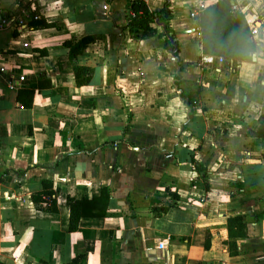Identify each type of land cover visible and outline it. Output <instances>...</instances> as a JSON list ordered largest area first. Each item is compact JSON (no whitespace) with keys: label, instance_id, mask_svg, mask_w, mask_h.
Segmentation results:
<instances>
[{"label":"crops","instance_id":"crops-1","mask_svg":"<svg viewBox=\"0 0 264 264\" xmlns=\"http://www.w3.org/2000/svg\"><path fill=\"white\" fill-rule=\"evenodd\" d=\"M167 1L172 52L124 28L132 0H0V264H264V3L233 0L259 32L227 66L201 51L197 0ZM85 36L76 86L63 42ZM43 180L55 204L32 202ZM103 188L69 232L67 198Z\"/></svg>","mask_w":264,"mask_h":264},{"label":"trees","instance_id":"trees-1","mask_svg":"<svg viewBox=\"0 0 264 264\" xmlns=\"http://www.w3.org/2000/svg\"><path fill=\"white\" fill-rule=\"evenodd\" d=\"M170 16L171 9L167 0L161 9L156 11H150L142 0H132L124 28L139 38L153 35L163 37V47L172 52L177 41L174 39V33L166 27ZM159 26L162 27V32L158 31ZM198 32L202 53L221 57L227 66H233L240 61H249L255 51V42L250 40L249 26L241 12L231 9L230 0L208 1L198 16ZM93 40L92 37L85 36L76 42L69 40L63 42V46L68 51V58L73 61L72 70L76 86L88 83L92 75V68L79 65L75 61ZM40 77L37 82L38 87L49 88L51 86L49 78L44 75ZM33 93L31 88L17 91L16 99L21 107L27 108L31 105ZM257 133L260 135L264 133V122ZM108 194V190L103 188L98 197L90 200L81 201L68 197L66 201L69 206L68 231L73 232L78 228L81 217L101 215L106 209ZM41 195H46L49 203L55 204L54 198H51L53 191L46 180H43V189L31 196L35 205L42 202ZM238 219L241 218H235L233 221ZM78 258L74 257L69 264H77Z\"/></svg>","mask_w":264,"mask_h":264},{"label":"built area","instance_id":"built-area-1","mask_svg":"<svg viewBox=\"0 0 264 264\" xmlns=\"http://www.w3.org/2000/svg\"><path fill=\"white\" fill-rule=\"evenodd\" d=\"M204 6H205V0H197V8H196L195 11H193L190 14V17L192 18V20L197 23V27H196L197 30H198V16H199L200 12L203 10ZM231 9L232 10H237V11L243 13L242 8H240V6H238V5L234 4V3L231 5ZM258 13L261 16L262 21H264V7L263 6H261L259 8ZM36 18L37 17H34V19H36ZM250 23L251 24H250V28L249 29H250L251 38H254L259 32V26L255 25V20H253V19L251 20ZM1 31H2V23H1V20H0V33H1ZM219 60L223 61L221 57H219ZM19 80L22 81L23 80V76H20ZM8 88L9 89H13L14 85L9 84Z\"/></svg>","mask_w":264,"mask_h":264},{"label":"water","instance_id":"water-1","mask_svg":"<svg viewBox=\"0 0 264 264\" xmlns=\"http://www.w3.org/2000/svg\"><path fill=\"white\" fill-rule=\"evenodd\" d=\"M233 3H234V1L233 0H230V4L232 5ZM251 59L254 60V53L251 54Z\"/></svg>","mask_w":264,"mask_h":264},{"label":"rangeland","instance_id":"rangeland-1","mask_svg":"<svg viewBox=\"0 0 264 264\" xmlns=\"http://www.w3.org/2000/svg\"><path fill=\"white\" fill-rule=\"evenodd\" d=\"M260 3L263 4L264 3V0H260Z\"/></svg>","mask_w":264,"mask_h":264}]
</instances>
